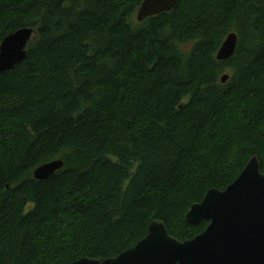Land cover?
<instances>
[{
    "label": "trees",
    "instance_id": "16d2710c",
    "mask_svg": "<svg viewBox=\"0 0 264 264\" xmlns=\"http://www.w3.org/2000/svg\"><path fill=\"white\" fill-rule=\"evenodd\" d=\"M142 2L0 0V48L37 33L0 72V264L113 258L157 219L193 239L210 221L185 215L210 189L254 156L264 173V0H179L137 23Z\"/></svg>",
    "mask_w": 264,
    "mask_h": 264
},
{
    "label": "water",
    "instance_id": "95a60500",
    "mask_svg": "<svg viewBox=\"0 0 264 264\" xmlns=\"http://www.w3.org/2000/svg\"><path fill=\"white\" fill-rule=\"evenodd\" d=\"M179 0H143L137 11L139 23L171 12ZM36 29L24 27L8 35L0 48V72L12 71L27 57ZM239 35L229 32L216 53L225 61L236 53ZM229 73L220 77L226 84ZM62 159L38 166L34 177L44 181L64 167ZM188 223L210 221L193 239L172 236L162 220H154L147 235L135 246L105 260L84 257L70 264H264V173L257 156L251 158L238 178L225 190L210 189L201 202L186 213Z\"/></svg>",
    "mask_w": 264,
    "mask_h": 264
},
{
    "label": "rangeland",
    "instance_id": "374dc122",
    "mask_svg": "<svg viewBox=\"0 0 264 264\" xmlns=\"http://www.w3.org/2000/svg\"><path fill=\"white\" fill-rule=\"evenodd\" d=\"M137 13L135 14V16H134V20L137 22V23H139L138 22V20H137ZM37 39V33L35 34V36H34V38H33V40L32 41H35ZM229 70L227 69V72H228ZM230 72V71H229Z\"/></svg>",
    "mask_w": 264,
    "mask_h": 264
}]
</instances>
